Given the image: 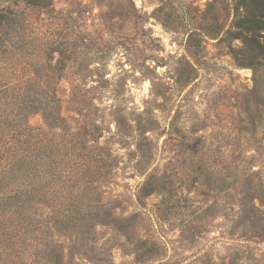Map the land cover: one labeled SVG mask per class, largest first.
<instances>
[{
	"label": "rangeland",
	"instance_id": "1",
	"mask_svg": "<svg viewBox=\"0 0 264 264\" xmlns=\"http://www.w3.org/2000/svg\"><path fill=\"white\" fill-rule=\"evenodd\" d=\"M1 3L0 154L56 148L62 264H264V0Z\"/></svg>",
	"mask_w": 264,
	"mask_h": 264
},
{
	"label": "trees",
	"instance_id": "2",
	"mask_svg": "<svg viewBox=\"0 0 264 264\" xmlns=\"http://www.w3.org/2000/svg\"><path fill=\"white\" fill-rule=\"evenodd\" d=\"M8 1L10 0H0V28L16 17L13 9L1 3ZM22 1L29 6L47 10L51 9L53 4V0ZM59 53L62 55L66 52L59 51ZM64 58H58L56 62L58 66L63 64ZM256 77L254 70L255 84L257 83ZM16 148L10 155L0 154V264H62L60 252L63 251L64 247L58 239L61 236L58 226L62 222L59 223L53 215L41 208V201L48 202V199L44 198L45 196L48 195L52 199L57 193L58 180L53 169L55 164L54 150L56 148L53 150L51 144L45 146L43 143L37 156L25 158L17 157ZM0 150H4L2 145H0ZM20 160L21 165L18 163ZM87 164L90 163L87 162ZM242 168L240 171L242 180H240L242 181L243 198L252 200L254 197L250 194L254 192V196H258L261 201L262 190L253 185L254 181L259 178L247 175L246 166ZM258 183L260 184V182ZM2 186L5 187L2 188ZM95 201L99 204L98 199ZM254 207V205L251 206V208ZM45 208L47 209V207ZM81 220L87 221L86 219ZM66 221L67 223L70 222V220L64 222ZM72 223L78 228L82 227L78 223ZM66 230H69L67 226ZM29 232L32 234V237L29 238L30 242L33 240L40 241L34 251L27 248L31 243L24 246L21 240L23 235ZM72 232L68 231L69 235L65 236L70 239L73 235Z\"/></svg>",
	"mask_w": 264,
	"mask_h": 264
}]
</instances>
